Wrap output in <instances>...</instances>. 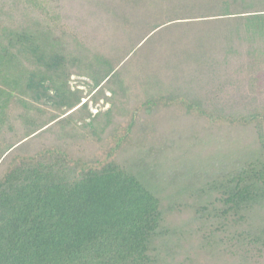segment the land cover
<instances>
[{"label": "trees", "instance_id": "obj_1", "mask_svg": "<svg viewBox=\"0 0 264 264\" xmlns=\"http://www.w3.org/2000/svg\"><path fill=\"white\" fill-rule=\"evenodd\" d=\"M0 264H264V0H0Z\"/></svg>", "mask_w": 264, "mask_h": 264}, {"label": "rangeland", "instance_id": "obj_2", "mask_svg": "<svg viewBox=\"0 0 264 264\" xmlns=\"http://www.w3.org/2000/svg\"><path fill=\"white\" fill-rule=\"evenodd\" d=\"M71 9H73L72 5H67L66 8L63 7L62 10H65L66 15L71 14ZM64 12V11H63ZM80 81V82H79ZM82 82H89L87 78H80L77 76H71V80L70 83L72 85L77 84L79 88H82L83 91L86 92L87 90V85L82 83ZM90 83V82H89ZM84 99H82V101H84ZM108 107V105H103L102 104V100L98 101V103L96 105H92L91 103H89V109L92 113L96 112L97 110H104Z\"/></svg>", "mask_w": 264, "mask_h": 264}]
</instances>
